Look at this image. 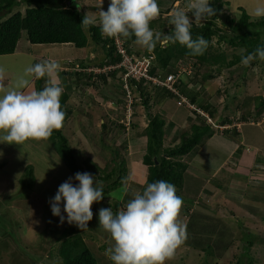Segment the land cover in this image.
<instances>
[{
    "label": "rangeland",
    "instance_id": "rangeland-1",
    "mask_svg": "<svg viewBox=\"0 0 264 264\" xmlns=\"http://www.w3.org/2000/svg\"><path fill=\"white\" fill-rule=\"evenodd\" d=\"M70 1L73 0H65V4L70 5ZM85 1L94 5L100 4V0ZM224 1H227L228 5L223 7V13L231 16H234L233 12L238 6L250 13L255 7L264 5V0ZM109 3L110 0H104L103 10L108 9ZM185 3L186 0L183 2L182 0H158L163 17L172 14L177 8L184 7ZM73 4L79 9L77 6L79 4L75 1ZM93 8L97 6L83 8L84 15L90 14ZM21 10L23 11L24 7H21ZM188 15L192 16L191 13ZM216 22L222 25L221 19H217ZM97 23H99V15ZM85 31L88 32V29ZM89 39L88 45L82 48L72 43L31 44L27 40L25 31H22L17 51L0 55V66L7 69L6 84L12 86L16 77L22 74L26 67L45 59L60 62L61 70L52 79L59 81L64 89H68L77 76L74 73H67L74 71L72 68L74 64L69 66L71 63L68 62L69 60L78 63L82 60L81 57L86 56L91 61L89 64H95L88 68L100 69L101 71L95 72L109 74L110 70H113H108L109 67L102 71L104 66L108 65L101 67L96 65L106 59L104 48L94 43L91 38ZM24 43L30 46L31 50L23 49ZM130 44L133 54L145 50L134 41ZM212 45L214 51L226 49L224 43L216 42V37L213 38ZM92 52L95 55L90 57ZM257 62L261 63L245 71L237 66L231 71L225 70L220 74L213 72V78L203 76L209 67L193 65L187 61L179 64L180 71L183 73L180 76L183 79L184 91L187 93L186 98L190 100L191 97L197 96L196 104L194 103L197 110L200 108L199 105L209 104L214 113V116L210 118L201 108L199 111L203 112V117L195 116L186 104L178 106L176 100L167 96L156 103L158 95L163 94L162 90L153 88L150 90L149 101L152 111H159L165 117L163 137L165 146L177 143L181 131H190L191 124H201L204 118L206 122L215 125V128L213 127L215 140L205 145L195 146L190 155H187L186 162L189 163L190 170L186 172L187 177L184 183L186 189L177 193L184 200L180 219L185 225L186 219L188 220L187 237L177 249L175 257L167 260L165 264H264V111L259 113L261 107L254 100L255 96L264 97V61ZM115 69H117L115 76L109 74L107 75L109 80L106 77L103 82L96 78L94 85L87 84L93 80L92 78L85 79L87 81L85 87L84 82L81 79L78 80L81 92L72 87L69 88L70 95L66 103L69 107L77 109L79 120L76 122V117L71 119L72 115H70L64 121L61 131L80 159L88 157L100 168L112 166L109 162L111 150L107 146L111 145L115 148L119 159H125L128 171L126 177L134 178L130 187L142 190L148 175L147 167L142 163L146 141L143 129L148 117L142 101L135 96L136 88L129 85L125 87L120 76L121 69ZM242 72L244 76L240 77ZM46 79L47 77L43 78L41 82L43 85ZM67 80L71 82L66 85L64 82ZM34 81L35 78H31L26 91L34 90ZM91 88L94 89L95 98L99 103H95L94 100L91 102ZM79 95L82 100L77 97ZM129 101L130 115L127 117L129 122L123 125L127 129L122 130L120 125L127 122L126 110ZM74 115H76L75 111ZM244 120L251 121L259 127L249 123L244 124ZM103 123L105 127H102ZM236 125L241 126V137L233 138L235 133L231 135V131ZM228 140L231 147L234 143L235 147L242 146L246 149H243L244 155L250 158H243L242 162L250 168L247 175L242 174L233 153L227 151ZM51 147L49 139H30L22 145L0 142V162L4 163L0 166V264L54 263L55 256L52 252L54 247L57 248V239L68 222L67 214L63 211V203H61V215L65 216V220L61 223L60 217L52 214L49 201L55 196L59 185L69 177H73V184H78V181H75L74 176L66 169H64L65 173L61 170L63 163ZM236 153L238 154L237 151ZM226 154L228 157L224 161L225 164L214 169L215 172L212 173L214 163L221 161ZM251 156L256 158L255 162L251 160ZM182 160H185L184 157ZM200 162L206 164V168L201 166ZM27 164L34 166L35 176L34 186L29 190L22 188L19 181L23 176L26 178L23 173ZM59 171H61L60 174ZM195 175L208 177L204 181L198 178L202 186L196 194L187 190L192 182L196 183L195 180L191 182L189 179ZM233 175L238 176L234 178ZM122 189L123 191L116 189L106 192L104 199L93 203L92 211L112 208L114 212H117L123 209L131 195L130 192L125 191L124 184ZM115 200H119L121 207L114 206ZM96 216L93 215V219L88 222V227L80 231L97 261L100 264H113L106 255V250L113 243L112 238L109 233L99 227V217ZM249 240L253 243L248 248L246 246ZM208 244L213 245L212 254L214 255L211 257H205L203 251Z\"/></svg>",
    "mask_w": 264,
    "mask_h": 264
},
{
    "label": "trees",
    "instance_id": "trees-1",
    "mask_svg": "<svg viewBox=\"0 0 264 264\" xmlns=\"http://www.w3.org/2000/svg\"><path fill=\"white\" fill-rule=\"evenodd\" d=\"M210 4L216 10V14L208 20H204L200 26L194 25L191 30L193 38L200 35L209 41V46L204 54L198 56L192 55L190 50L179 43H165L163 45L158 43L152 52H148L145 49L142 52L138 51L136 54L152 56L151 63L153 67L150 70L151 73H178L180 71L179 64H184L187 61L193 65L209 67L203 76L213 78V72L220 74L225 70L231 71L237 66L243 68L245 71L261 63L257 62L259 59H255L250 62L249 66L245 67L242 65L241 56L237 52L241 47L246 48L247 52H253L257 46H264V17L253 20L245 8L241 6H238L236 11L233 12L234 16L223 13V7L228 5V2L224 0H210ZM21 7H24L23 11ZM14 8L16 9L13 10ZM170 15H166L165 17L160 15L157 19L150 22V27L154 31H161L165 34L170 33L174 28L173 25L168 24ZM83 17L84 13L81 9H78L72 2L70 5H66L65 0H0V55L14 53L22 31H25L27 40L31 44L72 43L76 47L82 48L88 45L89 38H91L94 43L102 45L106 53V59L96 65L101 67L103 65L116 64L120 60V55L116 52L115 38L102 36L98 24L89 26L87 28L88 32L85 31L81 24ZM217 19H221L222 25H218ZM214 37H216L218 44L224 43L226 49L214 51L212 45ZM121 39L124 41V47L127 52L133 54L130 42H133L135 38L133 37L129 40ZM86 60L82 59L77 66L74 64L72 68L75 72L72 73L77 76L85 75L88 79L92 78L93 80L87 84L94 85L96 78L102 82L106 80V77L109 80L107 75L112 74V76H115L117 72V69L110 70L109 74L107 72L106 74L94 72L93 70H89L88 72L78 70L80 68L95 66L93 63L89 64L91 61ZM122 72L121 70L120 76H122ZM67 73L70 74L71 72ZM181 74L183 73L180 71L175 86L180 94L187 96V93L184 91ZM242 76H244V72L241 73L240 77ZM42 81L43 78L35 79V90L43 89L44 85L41 83ZM65 84L67 85V83ZM127 85L136 88L137 93L135 96L142 101L146 110V116L148 117L147 124L143 129L146 141L142 162L147 166L148 170L144 184L163 179L173 183L176 186L177 193L180 190L186 189L184 183L187 177L186 172L190 165L188 162L183 161L182 157L210 137L215 131V125L206 122L204 118V122L201 124H191L190 131H181L177 143L165 146L163 143L165 117L159 111H152L149 101L151 98L150 90L151 88L162 90L161 93L163 94L158 95L156 103L166 98V96L177 101L179 95L165 87L151 85L144 80L136 81L133 78H129ZM69 88H65L61 96L62 107L66 111L65 121L71 115V107L69 108L66 103L69 98ZM92 91L94 92V89ZM196 97V95L191 97L190 102L196 104ZM254 98L257 105L261 107L259 113H262L264 111V97L255 96ZM153 102L155 101L153 100ZM199 107L202 111H205L209 118L214 116L213 108L209 104L205 103L199 105ZM199 110L190 109L195 116L202 118L203 114ZM244 122H247V120H244ZM132 125L134 126L133 123ZM102 127H105L104 123ZM120 127L122 130L127 129L123 124ZM49 143L63 165L73 176L77 172H89L98 181L104 182V194L116 189L123 191V180L128 175L127 164L124 158L119 159L115 148H112L111 145L107 146L111 150L109 162H111L112 166L100 168L88 157L80 159L61 129L53 131L52 136L49 138ZM24 174L26 178L23 176L19 179L21 187L25 188V190L32 189L35 183L34 166L27 164ZM195 182L187 188L188 191L194 194L202 186L199 181L195 180ZM115 201L114 206L121 207L122 204L118 202L119 200ZM93 213L97 215V218L99 217L98 209H95ZM57 240V248L54 247L55 249L53 248L54 251L52 252L55 256L53 264H100L84 240L80 228L75 224L68 223L60 232ZM247 243L246 247L249 248L253 242L249 240ZM203 251L205 252V257L214 255L212 254L213 245H206Z\"/></svg>",
    "mask_w": 264,
    "mask_h": 264
},
{
    "label": "clouds",
    "instance_id": "clouds-1",
    "mask_svg": "<svg viewBox=\"0 0 264 264\" xmlns=\"http://www.w3.org/2000/svg\"><path fill=\"white\" fill-rule=\"evenodd\" d=\"M102 5L103 0H100L98 26L104 37L125 40L134 37V43L148 52L158 43H179L198 56L209 46L203 36L193 38L191 30L216 14L210 0H186L184 7L170 15L168 24L174 28L168 34L150 27V22L161 15L158 0H110L106 11ZM249 15L253 20L264 17V5L255 7ZM81 24L85 29L97 25V17L86 13ZM237 54L241 56L242 65L247 67L255 59L264 60V46H257L253 52L241 47ZM60 70L59 61L45 59L26 67L14 84L8 86L7 69L0 66V133H3L0 142L22 145L30 139L48 140L54 130L63 127L66 111L61 96L64 88L52 79ZM89 70L93 68H84V71ZM33 77H47L42 90H25ZM128 122L127 118L123 125ZM74 179L79 183L73 184V177H69L59 185L49 202L52 214L59 216L61 223L65 220L61 215L63 203L67 222L84 229L93 219V203L103 199L104 185L89 172H77ZM133 181L132 176L123 180L125 191L131 195L123 209L117 212L112 208L99 210V227L109 233L113 241L106 255L113 264H165L175 257L187 237L186 225L180 219L184 200L177 195L176 186L166 180L145 183L142 190L131 188Z\"/></svg>",
    "mask_w": 264,
    "mask_h": 264
},
{
    "label": "built area",
    "instance_id": "built-area-1",
    "mask_svg": "<svg viewBox=\"0 0 264 264\" xmlns=\"http://www.w3.org/2000/svg\"><path fill=\"white\" fill-rule=\"evenodd\" d=\"M115 45H116V52L120 55V60L113 64L114 66H104L105 68L102 69L104 71L107 67L110 69H121L123 72L122 74V81L124 82V86L127 87V82L129 78H133L136 81L144 80L151 85H156L159 87H165L166 89L171 90L173 93L178 94L179 97L176 101L177 105H184L188 106V109H196L193 103L187 99L186 95L180 94L175 83L177 82L178 73L172 72H160L158 74H153L150 72L153 65L151 63L152 56H145V55H136L130 54L127 52L126 48L124 47V41L121 38H115ZM90 69V68H89ZM101 71L100 69L94 70ZM130 110V101L128 102V109L127 116L130 115L128 112ZM203 114V112H200Z\"/></svg>",
    "mask_w": 264,
    "mask_h": 264
},
{
    "label": "crops",
    "instance_id": "crops-1",
    "mask_svg": "<svg viewBox=\"0 0 264 264\" xmlns=\"http://www.w3.org/2000/svg\"><path fill=\"white\" fill-rule=\"evenodd\" d=\"M74 1L77 3V4H79V9H85V8H88V7H96L97 6V8H93L92 10H91V12H90V14H94L96 17H98V15H99V10H100V8L98 7V5H94V4H92V3H89V1L88 2H86L85 0H73L72 1V3H74ZM103 2H104V0H103ZM70 3H71V1H70ZM69 3V4H70ZM67 5V4H66ZM78 6V5H77ZM97 11H98V13H97ZM82 12H83V10H82ZM164 16V14H162V12H161V16ZM98 24V23H97ZM18 46V45H17ZM23 49H27V50H31L30 49V46H28V45H26L25 43H24V46H23ZM15 51H17V48H16V50ZM90 57H93V55H95V54H93V52L92 53H90ZM82 56V55H81ZM84 61L86 60V59H89V58H86V56H84V57H81ZM86 61H90V60H86ZM68 62H71L70 63V65L69 66H72L73 64H76V63H74V61H71V60H69ZM87 63H89V62H87ZM77 64H79V62L77 63ZM68 66V65H67ZM68 66V67H69ZM72 69V68H71ZM83 70H84V68H82ZM71 72V71H70ZM73 72H75V71H73ZM70 74H72V72L70 73ZM73 76V75H72ZM76 77V79H75V81H73V84L70 86V88L72 87L73 89H77V90H79L78 92H81L80 91V89H79V85H78V83H77V81L78 80H82L83 82H84V87L86 86V84H85V82H87V81H85V79L87 78L85 75H83V76H81V77H79V76H75ZM70 82L71 81H66V82H64V84L65 83H67V84H70ZM81 84V83H80ZM34 90H35V88H34ZM91 90H93L92 88H91ZM91 90H90V94H91V96H92V99H91V102H93V100L95 101V103H99V101L97 100V98H95V96H96V93H94V92H91ZM70 95V94H69ZM84 95V94H83ZM94 95V96H93ZM79 99H81L82 100V98H81V96L79 95V96H77ZM69 99V98H68ZM109 102V101H108ZM107 102V103H108ZM106 103V104H107ZM68 104V103H67ZM107 106V105H106ZM70 108V107H69ZM70 110H71V115L72 116H70V118L71 119H74V117H76V122L79 120V117H78V112H77V109L75 110V108L73 107V108H70ZM74 111L76 112V115H74ZM111 110L109 109V112H110ZM81 114V113H80ZM108 116H109V113H108ZM112 116H110V118H111ZM261 119V118H260ZM260 119H258L257 121H260ZM262 120H263V118H262ZM244 124H246V123H249V124H251V125H255L256 127H259L258 125H256V124H253V122H251V121H247V122H243ZM241 124L242 126L244 125V124ZM240 128H241V126H235V128H233V130L235 129V131H231V135L233 134V133H235V136H233V138H237V136L239 137H241V131H240ZM3 135V133H0V136H2ZM234 135V134H233ZM213 140H215L214 139V135L212 134L210 137H208L202 144H200V145H205L207 142H211V141H213ZM26 142V141H25ZM239 143H240V141H239ZM7 144V143H6ZM243 144V143H242ZM233 146L231 147V144H230V141L228 140V149H227V151H229L230 153H233V156L236 158V160L238 161V166H240L241 167V169L240 170H242V174L245 176V174L247 175L249 172H248V169H250V168H248L247 166H245L244 164H243V162H242V160H243V158H250L248 155H244V153H245V151H243V149H245L244 147L242 148V146H236L235 147V144L233 143L232 144ZM239 145V144H238ZM198 146V145H197ZM235 147V148H234ZM237 148V149H236ZM246 150V149H245ZM236 151L238 152V154L236 153ZM49 153V152H48ZM236 154V155H235ZM188 156L190 155V152L187 154ZM187 155H185V156H183L184 157V161L186 162V160L188 159V157H187ZM1 157V156H0ZM228 157V155L226 154V157H224L221 161H219V162H217V163H214V166H213V169L212 170H214V169H216V168H219L222 164H225V159ZM234 158V159H235ZM19 160H21L22 161V159H20V158H18ZM209 160V159H208ZM251 160H253L254 162L256 161V158L253 156H251ZM0 161H1V159H0ZM23 162V161H22ZM0 163H2V162H0ZM201 163V162H200ZM62 165V164H61ZM0 166H2L1 164H0ZM143 166H145L144 164H143ZM201 166H203L204 168H206L205 166H206V164H204V163H201ZM209 166V165H208ZM207 166V167H208ZM64 169H66L67 170V168L65 167V166H63L62 165V168H61V170L62 171H64ZM258 169H260V167H258ZM66 170L64 171V173L66 172ZM188 170H190L189 168L187 169V171ZM263 170H264V168H263ZM67 172L69 173V171L67 170ZM215 172V170L214 171H212V173H214ZM59 174L61 173V171H59L58 172ZM63 173V172H62ZM63 173V174H64ZM211 173V175H214V174H212ZM208 175V174H207ZM206 175V176H207ZM263 175H264V173H263ZM206 176H204V178H203V176L202 177H200V176H193V177H191V178H189L190 179V181L192 182L193 180H197V181H199V182H201L198 178H202V181H204V180H206L208 177H206ZM235 176H238V175H233V177L235 178ZM239 177H241V175H239ZM206 178V179H205ZM193 183V182H192ZM203 189V188H202ZM204 190V189H203ZM182 193H183V191H181ZM53 198V197H52ZM188 220L186 219V226H188V222H187Z\"/></svg>",
    "mask_w": 264,
    "mask_h": 264
}]
</instances>
